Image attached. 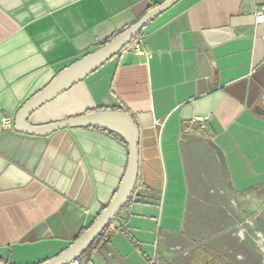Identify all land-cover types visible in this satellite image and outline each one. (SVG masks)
<instances>
[{"label": "crops", "instance_id": "obj_1", "mask_svg": "<svg viewBox=\"0 0 264 264\" xmlns=\"http://www.w3.org/2000/svg\"><path fill=\"white\" fill-rule=\"evenodd\" d=\"M166 0H0V260L40 264L109 205L128 146L96 129L16 131L58 73ZM264 0H181L30 123L127 111L139 182L84 264H264ZM10 120V125L5 122ZM159 123V124H158Z\"/></svg>", "mask_w": 264, "mask_h": 264}, {"label": "water", "instance_id": "obj_2", "mask_svg": "<svg viewBox=\"0 0 264 264\" xmlns=\"http://www.w3.org/2000/svg\"><path fill=\"white\" fill-rule=\"evenodd\" d=\"M180 1H164L147 12L117 38L62 70L48 86L31 97L17 113L14 125L16 131L22 134L47 138L64 130L101 129L118 135L128 146V166L121 185L109 205L86 229L85 233L66 250L40 264H76L129 203L139 182L140 130L135 119L129 113L119 110L91 111L41 126L31 124L30 118L44 106L64 95L119 56L151 22ZM0 264L6 263L0 261Z\"/></svg>", "mask_w": 264, "mask_h": 264}, {"label": "built area", "instance_id": "obj_3", "mask_svg": "<svg viewBox=\"0 0 264 264\" xmlns=\"http://www.w3.org/2000/svg\"><path fill=\"white\" fill-rule=\"evenodd\" d=\"M256 19H257V22L260 23V22H263L264 21V7H262L259 12L257 13L256 15ZM126 51H131L135 54H138V55H141L143 54L142 51H141V48H140V44L139 43H136L135 41L129 45L123 52H126ZM10 120H7L5 122V126H9L10 125ZM159 124V123H158ZM122 230V226L119 225L118 223H116V220L114 222H112L110 225H109V232L108 234L106 235L105 237V240L108 239V235L113 233V232H118ZM78 264V263H76ZM152 264H155V261H152Z\"/></svg>", "mask_w": 264, "mask_h": 264}, {"label": "trees", "instance_id": "obj_4", "mask_svg": "<svg viewBox=\"0 0 264 264\" xmlns=\"http://www.w3.org/2000/svg\"><path fill=\"white\" fill-rule=\"evenodd\" d=\"M123 32H121V33H119V34H116V35H114L113 37H112V39L110 40V41H112V40H114L115 38H117L120 34H122ZM143 33V31L141 32V34ZM140 34V35H141ZM136 40V39H135ZM110 41H108L107 43H109ZM134 42V41H133ZM106 43V44H107ZM124 112H126V113H129V112H127V111H124ZM96 130H99V131H103V132H106V133H108L109 135H111V136H113V137H115V138H117V139H119L120 141H122L124 144H126V142L122 139V138H120L118 135H116V134H114V133H111V132H109V131H105V130H101V129H96ZM127 145V144H126ZM85 231H86V229L85 230H83L82 232H81V235L80 236H82L84 233H85ZM108 232H109V227L102 233V235L95 241V243L92 245V247L86 252V254H84L83 256H82V258H80L79 260H78V264H84V258L86 257V255L90 252V251H92L95 247H97L104 239H105V237H106V235L108 234ZM77 240V239H76ZM70 246V245H69ZM69 246H67V247H65L62 251H64V250H66ZM61 253V252H60ZM59 253V254H60ZM59 254H57V255H59ZM57 255H55V256H57ZM54 256V257H55ZM1 262H3V263H6V264H12L10 261H3V260H0Z\"/></svg>", "mask_w": 264, "mask_h": 264}]
</instances>
